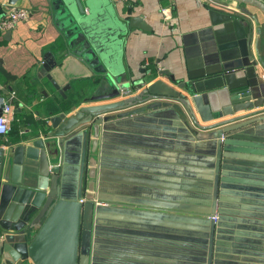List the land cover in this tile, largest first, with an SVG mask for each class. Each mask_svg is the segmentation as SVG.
<instances>
[{"label": "crops", "instance_id": "0c3cea01", "mask_svg": "<svg viewBox=\"0 0 264 264\" xmlns=\"http://www.w3.org/2000/svg\"><path fill=\"white\" fill-rule=\"evenodd\" d=\"M113 1L123 15H140L150 26L134 27L125 40L124 63L134 79L161 76L216 90L215 106L229 102V87L264 95L258 7L234 0ZM15 6L28 7L30 16L10 34L0 31V112L2 101L12 106L0 145L41 134L51 111L109 90L66 50L50 0H0V15ZM162 7L171 9L169 19ZM161 102L103 125L92 264H207L212 229V264H264V126L207 136L218 127L199 128L173 102ZM255 109L264 113V105L247 111ZM216 211L222 219L215 228Z\"/></svg>", "mask_w": 264, "mask_h": 264}, {"label": "water", "instance_id": "95a60500", "mask_svg": "<svg viewBox=\"0 0 264 264\" xmlns=\"http://www.w3.org/2000/svg\"><path fill=\"white\" fill-rule=\"evenodd\" d=\"M234 1L264 13V0ZM50 5L68 53L109 90L75 108L51 111L41 134L0 145V264L25 257L34 264H92L105 122L166 100L197 127H218L207 136L264 126V113L255 115L262 109L247 111L264 105V95H255L251 86L229 87V102L215 106L216 90L201 92L161 76L134 79L124 63V44L134 27L150 29L140 15H123L113 0H50ZM158 73L170 75L167 69ZM52 81L61 92L66 89ZM214 234L212 229L207 264H212Z\"/></svg>", "mask_w": 264, "mask_h": 264}, {"label": "built area", "instance_id": "2783aa9c", "mask_svg": "<svg viewBox=\"0 0 264 264\" xmlns=\"http://www.w3.org/2000/svg\"><path fill=\"white\" fill-rule=\"evenodd\" d=\"M162 12L165 18L169 19L172 16L171 9L169 7H162ZM30 16V9L26 6H15L8 10L4 14L0 15V31H6L14 28L20 21L26 20ZM262 63V62H261ZM262 65V64H261ZM263 79H264V74ZM12 106L9 101H2L1 113H0V134H6L10 129V119L8 114L11 113ZM101 201H97L99 203ZM213 221L219 219V215L214 213L210 216ZM16 264H34L33 261L28 258H21Z\"/></svg>", "mask_w": 264, "mask_h": 264}, {"label": "rangeland", "instance_id": "374dc122", "mask_svg": "<svg viewBox=\"0 0 264 264\" xmlns=\"http://www.w3.org/2000/svg\"><path fill=\"white\" fill-rule=\"evenodd\" d=\"M215 213H217V214L219 215V219H218L217 221H215V224L217 225V223H218L222 218H221V215H220L219 212L216 211ZM212 214H214V213H212ZM212 214H211V215H212ZM211 215H210V216H211ZM210 218H211V217H210ZM211 220H212V218H211ZM212 221H213V220H212ZM215 224H214V227L216 228V225H215ZM215 234H216V233H215Z\"/></svg>", "mask_w": 264, "mask_h": 264}, {"label": "trees", "instance_id": "16d2710c", "mask_svg": "<svg viewBox=\"0 0 264 264\" xmlns=\"http://www.w3.org/2000/svg\"><path fill=\"white\" fill-rule=\"evenodd\" d=\"M77 104H80V100H79V101H77Z\"/></svg>", "mask_w": 264, "mask_h": 264}]
</instances>
